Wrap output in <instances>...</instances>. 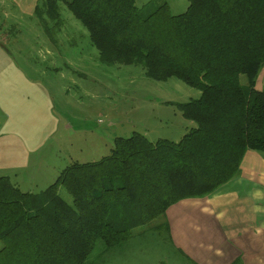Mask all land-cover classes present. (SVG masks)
I'll use <instances>...</instances> for the list:
<instances>
[{"label":"trees","instance_id":"16d2710c","mask_svg":"<svg viewBox=\"0 0 264 264\" xmlns=\"http://www.w3.org/2000/svg\"><path fill=\"white\" fill-rule=\"evenodd\" d=\"M34 2L48 38L63 6L100 63L141 66L150 80L173 78L200 96L176 105L195 126L178 142L117 138L107 156L70 164L39 194L0 177V264H87L97 241L103 251L122 250L141 227L163 230L171 243L167 208L232 181L245 152L264 158V90L254 89L264 66V0H187L176 16L162 0L139 9L136 0Z\"/></svg>","mask_w":264,"mask_h":264},{"label":"rangeland","instance_id":"374dc122","mask_svg":"<svg viewBox=\"0 0 264 264\" xmlns=\"http://www.w3.org/2000/svg\"><path fill=\"white\" fill-rule=\"evenodd\" d=\"M34 1L28 17L11 0H0V35L6 38L0 57L18 61L12 68L18 72L12 73L19 79L6 93L14 96L12 106L6 103L0 112V177L22 192L39 194L70 164L107 156L117 138L140 134L150 142H178L195 127L176 105L198 99L197 90L173 78L152 81L141 66L100 63L86 30L63 6L61 25L49 24L48 38L33 16ZM150 1L137 0L136 7ZM162 1L173 16L188 5L187 0ZM10 69L0 67L4 76ZM239 81L246 86L245 76ZM58 195L72 202L63 187ZM165 234L138 228L122 250L103 251L97 241L87 264H191Z\"/></svg>","mask_w":264,"mask_h":264},{"label":"crops","instance_id":"0c3cea01","mask_svg":"<svg viewBox=\"0 0 264 264\" xmlns=\"http://www.w3.org/2000/svg\"><path fill=\"white\" fill-rule=\"evenodd\" d=\"M31 1L11 3L23 16L30 17ZM5 42L0 35V53ZM17 63L16 59L0 57V67H11L6 76L0 70L1 113L6 103L7 108L13 103V94L8 98L6 93L13 90V81L19 80L12 73L18 72L12 69ZM254 89L264 90V66ZM239 166L238 176L215 193L167 208L171 245L191 264H264V158L247 151Z\"/></svg>","mask_w":264,"mask_h":264}]
</instances>
